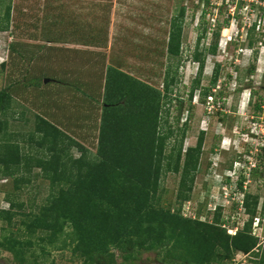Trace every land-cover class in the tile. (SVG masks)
<instances>
[{
	"label": "rangeland",
	"instance_id": "374dc122",
	"mask_svg": "<svg viewBox=\"0 0 264 264\" xmlns=\"http://www.w3.org/2000/svg\"><path fill=\"white\" fill-rule=\"evenodd\" d=\"M224 1L209 0L207 4L205 0H0V91L7 88L10 94L7 108L0 113V119L6 121L0 139L17 143L23 154L33 157L48 153L43 144L29 138L31 134H35L34 139L42 137L36 132L39 116L59 124L56 126L76 142L70 143L63 158L76 159L86 152L94 160L107 68H115L160 90L164 89L166 73H175L178 68L170 103L161 111V130H173L164 153H176L185 126L183 155L204 132L194 184L188 200L182 204V214L211 221L219 206L223 208L222 226L227 233L234 234L249 219L235 204L244 192H249L259 197L257 216L264 217V26L244 36L236 22L231 26L227 20L221 6ZM201 3L205 4L204 10ZM202 12L207 34L200 40L199 50H204L205 66L200 87L190 100L198 72L193 54ZM254 12L257 15L258 11ZM213 19L218 38L213 31L208 32ZM226 22L227 25L223 24ZM179 26L181 51L173 56L168 54V42L170 33ZM228 36L233 40L229 41ZM216 40V51H207ZM217 65V85L203 95ZM46 79L49 80L45 82ZM63 144L60 142L59 146ZM22 166L16 175L27 173L28 168ZM30 173V182L18 183V187L13 177L0 176V208L7 209L8 200L22 202L23 207L15 209L23 211L46 203L56 185L43 177L38 167ZM242 177L240 190L238 182ZM179 180L178 173H162L158 192L161 205L179 206ZM22 218L25 217L16 215L10 226L0 219V244L4 234L22 237ZM251 231L259 235L256 248L249 254L235 251L232 263L238 260L237 264H264V224L256 228L252 221ZM36 235L31 237L34 245L30 250L39 262L94 264V260H99L101 264H111L107 255L95 254L86 259L76 256L71 248L52 249ZM41 246L49 253H42ZM30 252L17 258L0 245V264H33ZM113 252L115 264H128L119 251ZM177 256L146 251L139 255L138 262L186 264Z\"/></svg>",
	"mask_w": 264,
	"mask_h": 264
},
{
	"label": "trees",
	"instance_id": "16d2710c",
	"mask_svg": "<svg viewBox=\"0 0 264 264\" xmlns=\"http://www.w3.org/2000/svg\"><path fill=\"white\" fill-rule=\"evenodd\" d=\"M181 14H184L183 10ZM200 18L197 47L193 54L198 72L192 82L190 100L196 88L200 87L205 66L204 50H199V42L207 34L205 12ZM215 29L213 35L218 38V27ZM253 32L254 27L247 35ZM217 42L214 41L206 50L214 53ZM168 44V54H180V26L170 33ZM177 69L175 73H166L164 89L160 90L115 68H107L99 143L94 160L86 152L76 159L63 158L70 143L76 142L39 116L36 132L42 137L34 139L35 134H31L29 138L43 144L48 153L33 157L35 155L23 154L17 143L0 139V176L13 177L17 183L15 187H18V183H29L32 168L38 167L41 175L56 185V191L50 193L46 203L36 209L16 210L15 207L21 208L23 203L12 200H8L7 209L0 208V219L9 226L16 215L25 217L20 221L22 237L4 234L0 245L17 258L31 251L33 264H45L36 260V253L30 250L34 245L31 237L36 234L52 249L71 248L76 256H85L86 259L95 254L98 257L107 255L111 264H115L112 260L114 250L119 251L128 264H140L139 255L146 251L168 257L177 254L181 263L186 264H231L235 251L253 252L258 244V237L251 233L253 218L257 216V195L244 192L242 206L249 219L234 234L227 233L222 226L223 208L219 206L215 208L211 221L192 219L182 214V204L188 200L194 184L204 132L199 133L196 145L187 148L183 155L185 126L179 145L175 147L176 153H164L173 130L170 127L161 130V111L170 101ZM218 74L217 65L210 85L203 88V95L209 94L217 85ZM8 98L10 94L4 88L0 91V113L7 108ZM179 119L180 115L176 123ZM5 127L6 121L0 119V135H4ZM60 142L64 144L59 146ZM22 163L28 168L27 173L18 176L15 172L20 171ZM164 171L180 175L176 195L180 204L176 208L159 203L160 178ZM238 187L243 189V177ZM41 250L44 254L49 253L44 246ZM93 263L101 264L99 260ZM173 263L176 264L175 261Z\"/></svg>",
	"mask_w": 264,
	"mask_h": 264
},
{
	"label": "built area",
	"instance_id": "2783aa9c",
	"mask_svg": "<svg viewBox=\"0 0 264 264\" xmlns=\"http://www.w3.org/2000/svg\"><path fill=\"white\" fill-rule=\"evenodd\" d=\"M205 3H209V0H205ZM225 3L221 4V6H224L225 14L227 20H230L231 26L234 22H236L237 29H240L244 36H247L248 31L254 27V31H258L261 26H264V0H225ZM204 10V3H201ZM220 6V7H221ZM219 7V8H220ZM202 10V11H203ZM254 10L258 11L257 15L254 12ZM203 13V12H202ZM209 15V14H207ZM257 16V17H256ZM216 20L213 19V23H210L208 25V32L212 34V31L216 28ZM221 39L219 41V45H221ZM229 41H232L233 38L228 36ZM228 43V40L227 42ZM239 209H242L243 214H245V209L242 206L243 204V196L242 198L237 202ZM253 219L254 227H259V224H264V217L255 216ZM243 227V226H242ZM237 229V228H236ZM238 230V229H237ZM228 231H230L228 229ZM235 233V232H234ZM251 233L255 236H259L255 234L254 231H251ZM246 254V253H243ZM234 261V259H232ZM236 260V264H237ZM231 264H235L231 263ZM243 264V263H241Z\"/></svg>",
	"mask_w": 264,
	"mask_h": 264
},
{
	"label": "water",
	"instance_id": "95a60500",
	"mask_svg": "<svg viewBox=\"0 0 264 264\" xmlns=\"http://www.w3.org/2000/svg\"><path fill=\"white\" fill-rule=\"evenodd\" d=\"M49 79H46L45 82H47Z\"/></svg>",
	"mask_w": 264,
	"mask_h": 264
},
{
	"label": "crops",
	"instance_id": "0c3cea01",
	"mask_svg": "<svg viewBox=\"0 0 264 264\" xmlns=\"http://www.w3.org/2000/svg\"><path fill=\"white\" fill-rule=\"evenodd\" d=\"M107 71V70H106ZM45 119H47V118H45ZM48 120V119H47ZM56 125H59V124H56Z\"/></svg>",
	"mask_w": 264,
	"mask_h": 264
}]
</instances>
